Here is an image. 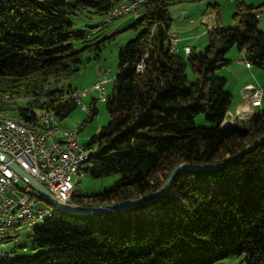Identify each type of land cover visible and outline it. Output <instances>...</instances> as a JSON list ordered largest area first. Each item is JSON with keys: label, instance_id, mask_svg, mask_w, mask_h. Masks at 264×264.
Masks as SVG:
<instances>
[{"label": "trees", "instance_id": "obj_1", "mask_svg": "<svg viewBox=\"0 0 264 264\" xmlns=\"http://www.w3.org/2000/svg\"><path fill=\"white\" fill-rule=\"evenodd\" d=\"M132 1L0 0V96L34 97L15 108L0 107L37 129L43 128L42 111L59 122L70 116L78 105L68 95L78 89L59 84L79 73L83 51H100L105 43L88 46L94 34H104L102 28L80 31L70 17L87 12L106 19ZM173 4L145 0L131 27L136 36L118 51V72L105 102L110 119L84 146L90 152L84 172L120 179L98 195L74 193L79 207L156 192L176 166L227 161L264 136V97L258 113L222 126L233 95L218 75L231 64L234 47L264 71V31L256 17L264 3L236 1L233 26L209 30L204 50L188 56L170 50ZM96 101L88 120L98 113ZM199 115L211 126H198ZM31 239L35 253L5 250L0 264H216L230 256L264 264V141L220 169L178 173L161 196L134 208L95 215L56 210Z\"/></svg>", "mask_w": 264, "mask_h": 264}, {"label": "rangeland", "instance_id": "obj_2", "mask_svg": "<svg viewBox=\"0 0 264 264\" xmlns=\"http://www.w3.org/2000/svg\"><path fill=\"white\" fill-rule=\"evenodd\" d=\"M239 2L244 3L245 5H253L260 6L264 3V0H240ZM182 5L186 6H194V10L191 12L190 16L197 19L196 22H201V18L204 14L211 15L218 13L216 10L211 8L208 9V6L212 5V7L216 6L218 11L220 12V23L219 20L211 18V22H216L217 25L223 27H231L234 24V13L236 12V2L235 0H184L182 2L174 3L170 7L171 17H172V25L175 26V22L178 21L180 17L179 13H175L174 10ZM199 9H203L199 11ZM209 11V12H208ZM198 13L199 16H198ZM204 13V14H202ZM202 14V15H201ZM199 17V18H198ZM70 20L76 23V28L80 31L85 29L95 28L96 26L102 28L104 34L96 35L94 34L92 38H90V43L87 45H92L94 43L105 41V45L101 46V50L99 51L97 48H89L83 51L82 59L84 63L82 64L79 73L76 75L64 79L59 85L64 89H68L71 85L78 90L90 89L89 87L94 83L96 78L100 76L101 71H99V67L102 68L103 76L106 77L108 83L105 84L107 89V96L111 94L113 90V80L118 72V51L122 45H125L130 40L134 39L137 32L131 29L132 25L135 24L136 16L133 14H128L120 17L119 19L114 20V22L110 26H106V19L102 16H91L89 13L85 12L83 14H78L75 16H71ZM104 28V29H103ZM260 28L264 31V16L260 22ZM106 40L105 38L112 37ZM207 39V36H206ZM209 39L206 41L204 46H199L198 49L204 50V48L208 45ZM80 42H75L76 47L81 48ZM202 47V48H200ZM238 48H232L228 57L231 60L232 54L234 52L238 53ZM99 55L100 57H98ZM233 59V58H232ZM234 61V60H231ZM245 61V60H244ZM242 64V63H240ZM243 65H245L243 63ZM234 66V62H231L228 66L218 71V75L223 78L230 79L231 83L227 87L226 91H232L235 97L238 98V94L236 93L238 89V84L240 81H248L246 84H252L256 87L261 86L264 87V71L256 66H252L251 70L241 71L242 68L236 69ZM229 70L234 71L230 73ZM239 73V75L237 74ZM188 73L191 81H194L195 76L192 71L188 68ZM233 76H236L232 78ZM246 87V86H245ZM244 87V88H245ZM92 88V87H91ZM243 89H239L238 92L242 99L244 98L242 95ZM98 92H93L89 97L84 99V103L86 105H90L93 103L94 99H99ZM237 99L238 101L241 99ZM244 99L241 101L242 104ZM239 104V105H240ZM96 106L98 109V113L88 120L87 111L79 105L74 112L68 116L65 120L60 122V127L66 130H76L82 128L78 133V140L81 145L85 146L89 143L92 136L97 134L102 127L106 126L109 122V113L106 108V104L104 102L96 101ZM230 113L233 116L237 114V105L235 101L233 105L230 107ZM88 120V121H87ZM196 124L202 127H210L211 125L205 120L204 115H199L196 118ZM58 138V137H57ZM120 179V175H113L105 178H93L91 175L84 173L81 176H74L75 181V194H83L86 197L94 196L103 193L104 191L114 189L117 186V183ZM27 187V184L20 180L17 183L18 192L17 195L21 194V192ZM40 208L50 207L45 201H41L38 205ZM40 225H34L32 227L27 226L22 223H15L11 227L8 228L11 236L5 240L6 245L5 249L7 252H13L16 256H23L31 253H35L33 242L31 239V235L33 233V229ZM3 249L0 246V251ZM216 264H245L244 258H238L235 256H230L226 259L218 261Z\"/></svg>", "mask_w": 264, "mask_h": 264}, {"label": "built area", "instance_id": "obj_3", "mask_svg": "<svg viewBox=\"0 0 264 264\" xmlns=\"http://www.w3.org/2000/svg\"><path fill=\"white\" fill-rule=\"evenodd\" d=\"M240 1V0H235ZM127 7L124 8L126 10ZM122 15H115L119 18ZM204 16V15H203ZM202 16V17H203ZM217 24L209 27V30L216 29ZM172 42L170 50L172 54L181 51L180 38L176 33H171ZM186 56L190 55L192 48H182ZM247 67H252L248 61H239ZM140 70L143 67L139 68ZM102 76L92 87H98L100 102H106L107 89L102 87ZM91 95V88L87 91L76 90L68 97L76 100L89 113L90 105L84 103V99ZM243 97H250V104H240V115L227 114L223 125L233 127L237 120L245 119L255 112H258L263 105L264 88L261 86L247 85L242 91ZM42 129L23 130L18 126V120L11 118H0V154L7 156L32 178L42 184L57 200H61L73 207L77 204H69V183L73 163L81 164V175L88 166L87 156L89 150L80 144L79 140L73 137L71 132L60 127V122L52 117L40 116ZM58 137V138H57ZM23 180L27 184V194L17 195V183ZM43 201L36 190L20 174L13 171L0 161V222H7V229H0V256H5V240L8 235V228L15 223H24L27 226L36 224L39 215L45 212V208L38 207Z\"/></svg>", "mask_w": 264, "mask_h": 264}, {"label": "water", "instance_id": "obj_4", "mask_svg": "<svg viewBox=\"0 0 264 264\" xmlns=\"http://www.w3.org/2000/svg\"><path fill=\"white\" fill-rule=\"evenodd\" d=\"M264 141V136L258 138L246 151L236 155L235 157L220 162L213 165H193V164H187L183 163L178 166H176L172 172L170 173V176L165 181L164 185L156 192H151L148 194H145L143 196L133 198L130 200L122 201V202H113L109 204L101 205L97 208H88V207H71L66 204H63L59 202L42 184H40L38 181H36L34 178H32L28 173H26L23 169H21L16 163L12 162L7 156H3L0 154V161L4 164H7L10 169L20 174L24 179H27L28 184L38 192L40 197L43 201L48 203L50 206H52L55 210H61L65 211L71 214L75 215H95L99 213H115L117 211L127 210L130 208H134L142 203H145L151 199H154L156 197L161 196L167 189L171 187V185L174 182L175 176L183 171H211V170H217L222 167H225L232 162H235L242 157H244L247 153L251 152L260 142Z\"/></svg>", "mask_w": 264, "mask_h": 264}, {"label": "bare ground", "instance_id": "obj_5", "mask_svg": "<svg viewBox=\"0 0 264 264\" xmlns=\"http://www.w3.org/2000/svg\"><path fill=\"white\" fill-rule=\"evenodd\" d=\"M144 1L145 0H134V1L130 2L129 4H127V6L122 5L120 7L114 8L107 15L106 23H111L113 20H115L116 19V18H114L115 15L124 16V15H128V14H133L136 17H139L141 15V6L144 3ZM125 7H127L126 10H124ZM263 16H264V7L261 10L256 11V17L258 19H262ZM211 18L216 19L217 14H211V15L204 14V16L201 18V20H202V22H207ZM171 33L172 32H169V42H172ZM140 67H143V65H140L139 68ZM107 82H108L107 79L102 80V87H105V84ZM87 90L88 89L79 90V91H87ZM93 92H98V87H92L91 93H93ZM33 98H34L33 95L23 96V95H17V94H5V95L0 96V104H3L5 108H10V107L15 108L16 106L22 105L26 101H30ZM243 99H244V101L242 104H250V97H244ZM258 112H255L254 114H256ZM228 114L232 115L230 112H228ZM240 114H241V106H238L236 115H240ZM40 116L52 117L55 121H59L58 118L54 114L47 112V111H42L38 114L39 123H40ZM0 118H11V119L18 120V126L20 128H22L23 130L37 129L36 127H33V126L27 124L23 119L14 117L11 114L10 110L3 109L2 107H0ZM236 123H235V125H236ZM66 131L71 132L73 137H75V139L78 140V133H79L80 129L66 130ZM89 158H90V156H87V163L89 162ZM74 176H81V164L80 163H73V167L71 170V177H70V183H69V196H70L69 197V204H76L73 202L74 188H75ZM21 194H27V187L21 192ZM58 201L63 203V204H66L61 200H58ZM66 205H68V204H66ZM68 206L73 207L72 205H68ZM55 211L56 210L52 206L46 207L45 212L41 213L39 215V219L36 220V224H30L29 227H32L34 225L44 224L47 220H49L53 216V213ZM0 229H7V222H0Z\"/></svg>", "mask_w": 264, "mask_h": 264}, {"label": "crops", "instance_id": "obj_6", "mask_svg": "<svg viewBox=\"0 0 264 264\" xmlns=\"http://www.w3.org/2000/svg\"><path fill=\"white\" fill-rule=\"evenodd\" d=\"M182 1H184V0H174V3L182 2ZM208 9L211 10L210 5L208 6ZM193 10H194V6H191V5H189V6L182 5V6L177 7L174 10L175 13H179L180 14V17L178 18V21L175 22V26L171 25L170 32L176 33L179 36V38H180L179 44H180V48H181V51L179 53H181V54H184V52L182 50V48L184 46H190L192 49H194L196 51H201V49H198V47L199 46H204V44L208 40L209 27L211 25L213 26V24H216V22H212L211 25H210L211 19H209L207 22H202V20H201V22H196L197 19L194 20V18H196L197 16H195L194 18H192L190 16V14H191V12ZM201 10H203V9H199V11H201ZM216 11L218 12V13H216L218 15L217 16V18L219 20L218 23L221 24L220 23V18H219L220 17V12L218 11V9ZM199 14L200 13H198V16H199ZM202 14H204V13H202ZM206 36H207V39H206ZM200 48H202V47H200ZM237 51H238V53L234 52L232 54V58L233 59L231 58V60H234V61H232V62H234V66L233 67H236V69H239V67H240V68H242L241 71H243V72L251 70L252 67L249 68L246 65H243V63L240 64V62H239V61H244L245 60V51L244 50H242V51L237 50ZM99 71H101L100 76H98V78H96L94 83H92V85L89 88H91L95 84V82H97L98 79L103 76L102 75L103 71H102L101 67H99ZM229 71H230V73L234 74V71H232V70H229ZM237 74L239 75L238 72H237ZM234 77H236V76H233L232 78H234ZM247 82L248 81H244V82L240 81L239 82V84L237 86L238 89L236 91V93L238 94V98L235 99V97L233 95V102L235 101V104L237 105V108H238L239 104L241 103V101L243 100L242 97L240 96V93L238 92V90L240 88L243 89L245 86L249 85V84H246ZM230 83H231V80L227 79V85L226 86L228 87L230 85ZM228 92L230 94H233L232 91H228ZM240 97H241V99L238 101L237 99H239ZM9 232L10 231H8V235L6 236L7 238H9V236H11V234Z\"/></svg>", "mask_w": 264, "mask_h": 264}]
</instances>
